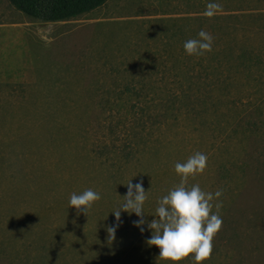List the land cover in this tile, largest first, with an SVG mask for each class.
Here are the masks:
<instances>
[{
	"label": "rangeland",
	"instance_id": "obj_1",
	"mask_svg": "<svg viewBox=\"0 0 264 264\" xmlns=\"http://www.w3.org/2000/svg\"><path fill=\"white\" fill-rule=\"evenodd\" d=\"M206 2L107 0L44 22L0 0V264H193L159 258L147 221L196 151L206 167L186 184L221 190L202 264H264V0L212 17ZM201 28L211 51L185 54ZM130 177L148 191L143 232L112 213ZM85 188L100 193L87 214L67 203Z\"/></svg>",
	"mask_w": 264,
	"mask_h": 264
},
{
	"label": "clouds",
	"instance_id": "obj_2",
	"mask_svg": "<svg viewBox=\"0 0 264 264\" xmlns=\"http://www.w3.org/2000/svg\"><path fill=\"white\" fill-rule=\"evenodd\" d=\"M221 9L220 0H207L203 15L212 17ZM212 42L211 33L201 28L195 37L184 40L182 47L187 55L201 56L206 51H211ZM206 161L207 155L200 151L192 153L183 162L176 161L173 170L180 177L179 182L156 200V207L151 213L153 218L147 221V227L151 230L147 243L158 247V257L161 259L175 262L191 253L193 264H202L211 253L213 236L222 224L219 215L221 202L217 200L214 205L213 199L221 195V190L206 192L197 183L186 184L189 176L203 172ZM124 184L127 185V191L112 213L117 219L121 210L135 213L139 219L134 223L143 232V206L148 198V191L140 181L133 184L131 177ZM99 199L98 191L85 188L83 191L70 193L67 203L68 207L74 206L78 213L87 214L93 202ZM213 207L216 211H212ZM114 230V226L107 228L109 239H112Z\"/></svg>",
	"mask_w": 264,
	"mask_h": 264
},
{
	"label": "trees",
	"instance_id": "obj_3",
	"mask_svg": "<svg viewBox=\"0 0 264 264\" xmlns=\"http://www.w3.org/2000/svg\"><path fill=\"white\" fill-rule=\"evenodd\" d=\"M15 8L42 21H60L89 12L107 0H8Z\"/></svg>",
	"mask_w": 264,
	"mask_h": 264
},
{
	"label": "crops",
	"instance_id": "obj_4",
	"mask_svg": "<svg viewBox=\"0 0 264 264\" xmlns=\"http://www.w3.org/2000/svg\"><path fill=\"white\" fill-rule=\"evenodd\" d=\"M44 22H48V21H44ZM49 22H54V21H49Z\"/></svg>",
	"mask_w": 264,
	"mask_h": 264
}]
</instances>
